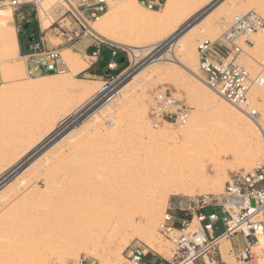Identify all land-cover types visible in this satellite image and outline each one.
<instances>
[{
    "label": "rangeland",
    "instance_id": "obj_1",
    "mask_svg": "<svg viewBox=\"0 0 264 264\" xmlns=\"http://www.w3.org/2000/svg\"><path fill=\"white\" fill-rule=\"evenodd\" d=\"M57 1L43 2L42 11ZM133 1L136 3L135 13L149 12L136 0ZM223 1L175 0L173 13L182 8L188 11L182 30L167 40L163 49L172 47L179 34L189 30ZM162 11L155 12L160 14ZM249 11H254L264 20V0H232L231 4L219 8L212 21L204 24V33L199 34V40L193 44V56L188 59L187 67L196 68L200 74L197 46L219 37L236 14ZM112 13V33L126 38L127 32L138 30L139 24L133 16L118 10ZM224 15L226 19L222 22L219 18ZM0 17L11 19L16 35L10 11L0 10ZM41 18L43 20L42 12ZM49 23L46 20L43 28ZM252 35L257 37V41H244V53L239 62L251 76L261 74L264 77V45L261 41L264 34ZM141 37L136 35L132 38L133 43L140 45ZM97 40L104 43L105 48H102L92 74L101 75L115 60L118 68L109 74L120 77L114 85L123 88L132 81L105 105L102 101L110 92L108 87L107 93L91 105H88L90 102L82 103L84 95L81 92L71 90L96 83L106 87L105 82L109 80L76 75L74 69L82 66L83 58L70 50H62L68 73L50 80L49 87L43 90H25L29 80L20 53L21 59L0 63V191L9 190L10 195V198L5 196L4 204L0 206V264H131L128 254L133 245L151 250L157 257L165 258L167 261L161 259L165 264H170L172 246L158 234L164 214L172 209L169 212L178 216V207H184L203 194L194 197L168 195L164 203L163 180L176 175H199L205 171L208 192L220 195L232 173L251 172L264 163V145L261 144L259 153L248 157L252 147L245 132L235 124L229 112L221 110L202 91L207 89L182 65L167 62L145 69L155 53L152 57L147 54L134 60L125 48ZM51 42L61 43L54 38ZM107 47L118 49L116 58L112 57L113 50ZM184 61L181 60L182 63ZM13 67L16 73L10 71ZM16 74L18 80L15 83L12 77ZM140 84L141 90H138ZM157 92L172 95L188 109L189 117L184 124L167 122L155 126L152 123L151 106ZM250 100L259 118L264 120V84L251 91ZM67 116L72 117L71 122L59 130V123ZM34 131L37 137L34 145L29 147L26 139ZM44 155L51 159L47 165L40 160ZM42 168L43 171H39ZM134 175L138 186L143 188L134 206V223L128 224L125 214L120 213L122 205L115 204L117 184L123 178L130 180ZM151 181L157 182V188ZM147 185L153 186L154 190L149 192ZM154 204L157 225L153 232L148 233L143 229L148 208ZM101 205L109 211L96 215L93 209ZM212 211L205 210L206 213ZM215 212L221 216L219 210ZM79 215L89 217L90 222L84 224L86 219L77 221L70 230V225ZM196 225L194 221L193 226ZM222 230L221 226L215 235ZM79 238L84 240L78 243L76 239ZM146 241L164 249L165 254L149 248ZM229 250L228 244L221 253L222 258L227 264H235L229 257ZM256 263L264 264V258L258 257Z\"/></svg>",
    "mask_w": 264,
    "mask_h": 264
},
{
    "label": "built area",
    "instance_id": "obj_2",
    "mask_svg": "<svg viewBox=\"0 0 264 264\" xmlns=\"http://www.w3.org/2000/svg\"><path fill=\"white\" fill-rule=\"evenodd\" d=\"M44 1L0 0V8L9 7L13 17H19L21 6H36ZM109 1L58 0L48 10L43 11V20H49L50 23L45 33L31 45L30 51L21 55L26 77L67 74L62 50L71 49L85 38L96 39L89 32L90 25L108 10ZM136 1L149 11H160L166 0ZM47 32L50 33V38L59 39L61 43L53 44L48 41ZM252 33L264 34V20L254 11L238 13L224 31L222 40L215 43L208 40L201 42L197 46V55L199 72L205 84L250 119L257 121L259 114L250 100V94L261 83L262 75L251 76L247 68L239 62L244 53V40ZM116 54L115 49L112 57L115 58ZM114 70L116 64L112 60L105 73V78L109 80L105 82L108 85L105 89L110 87L111 93L120 77L110 76L109 72ZM151 114V121L155 126L167 122L182 125L189 117L188 109L165 92L154 94ZM262 133L264 138V129ZM207 209L213 211L206 213ZM215 210H219L221 216ZM169 211L173 210L165 212L158 234L172 246L170 262L168 261L170 264H227L220 252V242L237 234L249 241L243 250H231L230 259L235 264H257L258 257L264 258L260 254L262 249L257 238L258 233H264V163L251 172L232 173L222 194L196 197L184 207L177 208L178 216ZM194 221L196 226H193ZM221 226L223 230L215 235V231ZM128 260L131 264H165L151 250H144L137 245L129 248Z\"/></svg>",
    "mask_w": 264,
    "mask_h": 264
},
{
    "label": "bare ground",
    "instance_id": "obj_3",
    "mask_svg": "<svg viewBox=\"0 0 264 264\" xmlns=\"http://www.w3.org/2000/svg\"><path fill=\"white\" fill-rule=\"evenodd\" d=\"M45 1L48 2V0H45ZM246 1L247 0H242V2H246ZM133 2H134L133 0H122V1L121 0H110L108 10L104 12L90 26L89 32L92 34V36L102 41L111 43L115 46L125 48L131 53L134 60L135 59L139 60V58L146 56L147 54L151 55L152 57V54L155 53L153 55L154 56L153 60L149 62L148 64H146L145 69L149 68L151 65L152 66L153 65H165L167 62L173 65H176V66H178L179 64L182 65V67H184V69L188 71V74L191 77H193L199 84H201L207 89V90H202V91L206 93V95L211 100L217 103L218 106L221 108V110L229 112L231 114V117L234 119L235 124H237L245 132L246 136L250 140V144L252 147L250 151L248 152V157L256 153H259L261 144L264 145V138H263V133H262V129H264V120H262L259 117L257 118V121L247 118L244 112H242L239 108H237L236 106H233V104L229 103L228 101L223 99L221 96H219L215 91L209 88L203 81L202 76H200V74L196 71V68L189 69V67H187L189 60L193 56L191 55L194 51L193 44L195 43V41L199 40L198 38L199 34L204 33L205 31L206 25L204 24L210 23L213 19L212 17L215 14V12L222 6L231 4L232 0H224L214 11L202 17V19L198 21L197 23H195L189 30L185 31L184 33L179 34L173 46L166 50L163 49L165 42L169 40L172 36H174L176 33L182 30V26L184 24L183 20L185 18V15L187 14L188 9L182 8L179 11L173 13V8L175 7L174 6L175 0H166L163 6L164 8H162L163 9L162 13L160 14L157 13L159 11L157 12L145 11L142 13V15L141 14L139 15L138 13H135L133 9L136 4L135 2L133 4ZM0 10H8L13 15L12 9L9 7L0 8ZM113 10L122 11L124 13H127L133 16L137 25L139 24L138 30L127 32V34H125L127 35L126 38L112 33L110 29V22L112 18L111 16L113 15L112 13ZM225 19H226L225 15L219 18V20H221L222 22L225 21ZM196 20H198V18ZM219 20L217 21L218 24L220 23ZM47 26H45L44 28H46ZM136 35L143 37V40L140 45H135V43H133L132 38H134ZM222 35L223 34H221L219 37L215 38L214 40L210 42L215 43L218 40H222L223 38ZM192 36H194V38L191 40ZM245 40L251 43V42L257 41V37L255 35L249 34L247 35ZM261 41H262V44L264 45V39ZM0 43H1L0 63H4V62L12 63V61H15L16 59H21L19 55L17 38L12 29V21L10 18L3 20L0 17ZM66 49L67 48H65V50ZM181 60H185L184 63H182ZM81 68L82 67H79V69H74V73L78 74L80 71H82ZM10 71L11 72L15 71V73L17 72L16 69H14V67L10 69ZM16 76L17 74L13 75L12 77L13 82L15 83L18 80V76L17 77ZM59 76L60 75H49V76H43V77H38V78H28L27 77L29 80V85L26 86L25 90L32 91V90H43L45 88H48L49 81ZM28 80H27V83H28ZM131 82L132 81L127 82L124 85V87L131 84ZM96 84L97 85H89L85 87L77 86V87L71 88V90L81 92L82 95H84L83 97L84 99L82 100V103L85 104L86 102L88 103L90 102L88 105H91L92 103L96 102V100H98L99 97L102 96L104 92H106L105 85H101V83H96ZM260 84L261 85L264 84L263 76L261 77ZM112 86L113 85H111V87ZM118 86L119 85L113 88L112 93L110 92L109 94H106V97H104L105 99H103L102 101L103 105L111 103L118 95H120V92L124 87L121 88L120 86L119 87ZM140 86L141 84L138 86V90H141ZM108 89H110V87H108ZM71 119L72 117H68V116L65 117L58 125L59 130H61L62 128H65L71 122ZM83 122L84 121H82L81 124ZM261 136H262V139H261ZM36 137H37V133L35 131L29 133L26 139L29 147L31 145H34V139H36ZM29 147L27 148L28 150H29ZM263 156H264V151H263ZM40 160L41 162L43 161L44 165L49 164V162L51 161V159H49V157L46 155L40 158ZM39 171H43V168L40 169ZM130 180L127 181L125 178H123L122 180H120V183L117 184L118 194L116 196V202H115V204L122 205L121 210L120 209L119 210H120V213L125 214L126 216L125 218L128 224L134 223L133 222L134 206L137 202L138 196L141 195V190L143 188L141 186H138V182L136 181L135 175ZM152 183H153L152 185L153 186L155 185V187L157 188L156 186L157 182L153 181ZM20 187L21 186L18 185V188ZM146 187H147L146 189L149 192L154 190L150 185H147ZM18 188L16 190H18ZM162 188L164 189L163 191L165 192L164 203L166 202L168 195H182V196H187V197H194L199 194L200 195L211 194V192H208L209 189L206 187L205 171L199 172V175L189 174L184 177L178 176V175L173 176V177H167L163 180ZM2 190L0 191V206H3L4 204L3 201H4L5 196L10 198V195L8 194L9 190L7 191H2ZM106 208L107 207L105 205H101L100 207L94 208L93 212L96 213V215H101L102 213H104L103 211H105L104 214H106L107 211H109V209L107 210ZM155 211H156L155 204L148 208V216H147L148 218L145 224L146 226L143 229L145 232L151 233L155 230V227L157 225V221L154 218ZM134 216H136V214ZM88 218L89 217L87 218L83 217V215L77 216L75 218L76 221H74V223L70 225V228H71L70 230L74 228L77 221H82L86 219L84 221V224H88V222H90ZM257 238H258L259 246L262 249L261 255L264 256V233H258ZM80 240H84V238L82 239L79 238L78 240L76 239V242L79 243ZM146 243L149 246V248L156 249L158 254H162V255L165 254L164 249L158 248L151 241H146ZM228 244H229L228 240H222L220 242L221 253H223V250H225ZM184 264H193V263L187 262Z\"/></svg>",
    "mask_w": 264,
    "mask_h": 264
},
{
    "label": "crops",
    "instance_id": "obj_4",
    "mask_svg": "<svg viewBox=\"0 0 264 264\" xmlns=\"http://www.w3.org/2000/svg\"><path fill=\"white\" fill-rule=\"evenodd\" d=\"M41 5L42 3L37 4L36 6L32 4L23 5L19 9L20 16L13 17V22H15V27H16V35H17L20 55L28 53L30 51L31 45L35 41H37L43 35V33H45L46 28H43V24L46 20L43 21L41 18V12H43ZM46 36H47L46 39L48 41H51L52 38H50L49 32H47ZM102 48H105L104 43L98 41L97 39L85 38L83 40L78 41L71 49H69L74 55L83 58L81 59L82 71H80L76 75L83 74L84 76L91 78H99V79L105 78L107 67L103 70V73L101 75L92 74L94 67L98 64L100 60V53ZM107 48L111 50L116 49V53L119 52L118 49L115 47H107ZM93 54H97V55L94 56ZM119 60L121 62L123 61L122 58H120ZM114 63L116 64V69H117L118 65L115 60ZM248 241L249 240L245 239L241 234L232 236L228 240L230 246L229 252L231 250L233 251L243 250L246 246V243H248ZM157 259L165 260V258L159 255Z\"/></svg>",
    "mask_w": 264,
    "mask_h": 264
}]
</instances>
